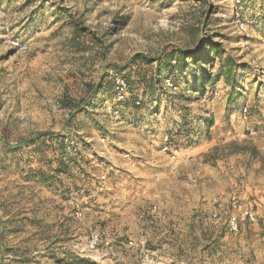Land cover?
Wrapping results in <instances>:
<instances>
[{
	"label": "rangeland",
	"instance_id": "rangeland-1",
	"mask_svg": "<svg viewBox=\"0 0 264 264\" xmlns=\"http://www.w3.org/2000/svg\"><path fill=\"white\" fill-rule=\"evenodd\" d=\"M204 38H211L225 55L242 64L237 70L235 101L227 106L231 87L223 78L207 88L200 101H182L191 116L208 110L214 123L208 134L198 123L201 131L193 141L175 138L188 158L170 162L178 168L174 176L185 181L182 189L195 183L204 188L208 197H200L198 204L211 205L213 199L236 191L258 212L255 225L241 230L244 244L239 252L243 264H264V0H0L3 257L18 261L15 257L22 256L20 264H78L75 255L80 250L87 254L88 264H109L111 253L87 252L86 238L96 226L112 233L109 211L119 208L129 194L119 185L123 180L157 179L160 138L174 131L181 113L170 98L178 89L166 86L165 80L142 95L136 111L124 109L119 117L108 105H98L101 99L90 96L89 87L99 76L109 84L135 53L155 57L168 44L190 53ZM196 67L200 72L203 65ZM210 69L217 71L216 60ZM123 74L134 78L128 70ZM89 101L95 102L90 111H74ZM243 106L250 110L246 119L239 112ZM72 114L76 116L73 126L80 127L90 199H66L59 193L58 182L49 186L40 181V172L50 175L52 144L51 148L36 145L38 152L32 158L27 145L14 144L33 132L64 130ZM126 119L133 120L132 128L125 127ZM252 128L257 131L254 136L249 134ZM153 189L147 185L144 193ZM145 200L143 207L151 201ZM29 203L34 213L21 217ZM77 208L82 211L80 217L75 215ZM31 216L39 225L35 237L26 247L30 237L23 234L21 245L15 247L13 239H7L9 231L25 232Z\"/></svg>",
	"mask_w": 264,
	"mask_h": 264
},
{
	"label": "trees",
	"instance_id": "trees-1",
	"mask_svg": "<svg viewBox=\"0 0 264 264\" xmlns=\"http://www.w3.org/2000/svg\"><path fill=\"white\" fill-rule=\"evenodd\" d=\"M238 1L236 3L241 2V0ZM206 23V21L202 23L204 29H206ZM214 60L217 61L218 69L212 73L210 68ZM199 63L203 65L200 72H198V68L196 67ZM189 64L192 65L190 69H188ZM241 65L236 62L234 57L225 55L221 46L211 38H204L197 50L190 53L168 44L155 57L141 53L133 54L129 61L124 63L123 67L113 74V76H122L129 86L128 97L122 102L115 101L112 86L113 76L109 80V84L104 81V77L99 76L97 83L89 87V94L90 96L100 97L101 102L98 105H108L112 111H116L118 116H120L125 113L124 109L131 108V110L136 111L142 104V95L145 92L149 90L153 91L155 86H160L165 79H169L171 82L170 87L173 86L178 89L177 92L171 94L170 98L173 101V105L177 106L176 110L181 114L175 123L174 131L167 132L166 135L170 143L178 147L175 144V138L193 141V139H198L201 131L200 124L198 123L201 122V128L204 129L206 134H208L209 129L214 123L213 116L208 110H204L203 115L194 114V116H191V110L187 106L182 105L181 102L193 99L200 101L207 95V88L214 87L223 78L225 83L231 87L230 93L226 98L227 106L232 105L235 101L237 70ZM113 66L117 68L118 64L113 63ZM127 70L129 73L132 72L134 74V78H132L131 74L128 76L123 74ZM172 72H176V74L171 75V78L164 79V73L170 74ZM102 91H107L103 93L104 96H101ZM137 100H139V104H135ZM65 105L69 106L70 104L67 103ZM93 105H95V102L89 101L74 111L78 114L86 113L91 110ZM74 116L75 114L71 115L65 129L60 132H33L14 142L16 147L23 144L27 145L30 149L29 155L31 158L38 152L34 150L36 145H40L41 143L50 148V144L53 145V151H51L52 164L48 172L50 175L40 172L39 178L41 182L49 186L58 182L60 184L59 193L63 192L62 196L66 199L90 197V175L87 166L81 161L82 144L79 145V143L82 141V138L78 134L80 132L79 125L77 127L73 126L75 125L72 121ZM127 121L134 126L132 119H128ZM51 140L52 143L50 142ZM5 143L8 146L9 141L7 140ZM31 158L28 160L29 167L34 170V165L30 164ZM53 164L55 165L53 166ZM1 226L0 222V244L2 247ZM75 259L78 264L90 263L88 258L79 255H75Z\"/></svg>",
	"mask_w": 264,
	"mask_h": 264
},
{
	"label": "crops",
	"instance_id": "crops-1",
	"mask_svg": "<svg viewBox=\"0 0 264 264\" xmlns=\"http://www.w3.org/2000/svg\"><path fill=\"white\" fill-rule=\"evenodd\" d=\"M177 171L176 165L157 150V179L155 181L125 179L119 184L125 187L124 190L129 194L120 203L119 208L115 206L109 211L113 227L112 233H109L113 240L111 251L113 261L110 260L109 264H135L141 259V254L136 249L125 247V242L131 238H138L141 230L148 244L158 253L159 260L156 264H243L239 252L240 246L244 244L241 239V230L245 226H254L255 223L242 224L236 233L227 232L223 219L212 218V213L215 211L213 204L207 203L205 206L204 203L198 204L200 197H208L203 191L204 188L200 189L197 186L198 183H195V186H191L190 189H182L181 185L184 180L174 176ZM147 185H153L154 189L145 194ZM145 198L151 200L150 203L158 205L153 221L146 224L136 219V213L139 211L137 207H143L146 203ZM219 200L222 206L226 205L227 195L220 197ZM29 205L30 207L26 208L21 217L23 215L29 217L31 213H34L31 203ZM199 205L203 208L193 210ZM254 212L257 216L258 212ZM38 226L31 216L25 225V232L12 228L7 239H13L15 247H19L20 238L24 234L26 238L30 237V240L25 243L28 247V243L35 237V231H38ZM70 247L74 248L72 245ZM1 248L0 244V250ZM14 251L17 253L16 249ZM76 255L87 257V254L80 250L76 252ZM9 259L11 256L3 257L0 251V264L8 261L10 264H20L23 260L22 256L15 257L18 261ZM143 264L155 263L144 259Z\"/></svg>",
	"mask_w": 264,
	"mask_h": 264
},
{
	"label": "built area",
	"instance_id": "built-area-1",
	"mask_svg": "<svg viewBox=\"0 0 264 264\" xmlns=\"http://www.w3.org/2000/svg\"><path fill=\"white\" fill-rule=\"evenodd\" d=\"M236 2L239 1L237 0ZM243 25V23L239 24L241 28L243 27ZM165 85L171 86V82L169 79H165ZM112 86L114 90L115 101L122 102L128 97L129 86L127 81L122 76L114 75L112 77ZM139 103V100L135 102V104ZM113 113L115 116L119 117L116 111H113ZM240 116L242 119H246L249 116V108L247 106H243L241 108ZM125 127L127 129L132 128V124L127 121L125 122ZM249 134L254 136L257 134V131L252 128L249 130ZM157 149L162 154H164L169 161L172 162L177 161L178 159H182L183 161H185L188 158L185 152L170 143L167 135H163L160 138V145ZM125 156L127 157L128 154L125 153ZM212 204L215 206V211L212 213V218L223 219L227 232L236 233L239 231L242 224H254L257 222L256 213L252 210L251 207L247 206L244 203V201L236 191L231 192L227 196L226 205L222 206L217 199H213ZM157 211L158 205L156 203H150L142 207L136 213V219L137 221L146 224L153 221V215ZM75 215L77 217L82 216V211L77 208L75 210ZM84 247L87 252L100 251L102 255L106 256V254L111 253L113 249V240L109 233H106L105 231H103V229H99L98 226H96L94 230H91L89 232ZM125 247L129 249L134 248L141 254V259L136 261L135 264H143L144 259L155 264L159 260L158 253L155 251V248L151 247L148 244V241L144 237V233L142 230L139 232L138 238L128 239L125 242Z\"/></svg>",
	"mask_w": 264,
	"mask_h": 264
}]
</instances>
